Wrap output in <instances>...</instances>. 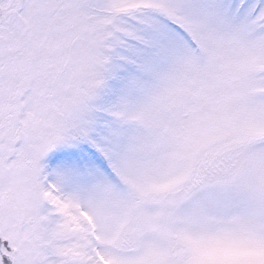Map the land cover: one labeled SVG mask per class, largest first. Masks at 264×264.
<instances>
[{
    "label": "snow or ice",
    "instance_id": "obj_1",
    "mask_svg": "<svg viewBox=\"0 0 264 264\" xmlns=\"http://www.w3.org/2000/svg\"><path fill=\"white\" fill-rule=\"evenodd\" d=\"M0 264H264V0H0Z\"/></svg>",
    "mask_w": 264,
    "mask_h": 264
}]
</instances>
